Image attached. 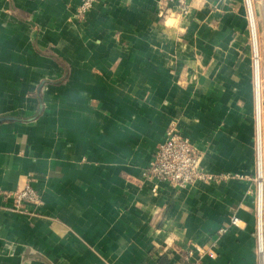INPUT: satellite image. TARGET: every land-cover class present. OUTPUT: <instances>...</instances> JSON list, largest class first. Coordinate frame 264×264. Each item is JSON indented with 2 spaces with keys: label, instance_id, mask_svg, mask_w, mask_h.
<instances>
[{
  "label": "crops",
  "instance_id": "1",
  "mask_svg": "<svg viewBox=\"0 0 264 264\" xmlns=\"http://www.w3.org/2000/svg\"><path fill=\"white\" fill-rule=\"evenodd\" d=\"M74 3L0 0V197L42 196L34 217L0 207V264H186L213 243L200 264H259L264 0ZM172 121L216 180L140 178Z\"/></svg>",
  "mask_w": 264,
  "mask_h": 264
},
{
  "label": "built area",
  "instance_id": "2",
  "mask_svg": "<svg viewBox=\"0 0 264 264\" xmlns=\"http://www.w3.org/2000/svg\"><path fill=\"white\" fill-rule=\"evenodd\" d=\"M99 1L101 0H79L76 7L74 3L73 6L77 17L86 18ZM193 1L196 0H160L163 4H175L178 13L184 16L190 14V4ZM183 130V127L175 121L167 125L163 140L155 147L147 168L140 174L142 180L152 179L154 181L153 192L160 187L183 189L195 182L209 183L216 180L213 175L201 168V154ZM255 148L257 169L260 171L259 177L262 179L264 177V174H261V171L264 170V135L260 128H258L256 134ZM227 176L222 175L221 178ZM31 181L29 180L23 187L15 191L3 192L0 197V207L8 213L26 214L34 217L29 212L33 209H40L42 196L33 187ZM238 225L239 219L235 215H229L225 224L218 230V234H226L230 229ZM217 247L216 243H213L206 248L188 250L184 254V260L194 259V262H186V264H200V260L204 257L214 256L218 249ZM258 256L259 264H264V243L262 242L258 248Z\"/></svg>",
  "mask_w": 264,
  "mask_h": 264
},
{
  "label": "rangeland",
  "instance_id": "3",
  "mask_svg": "<svg viewBox=\"0 0 264 264\" xmlns=\"http://www.w3.org/2000/svg\"><path fill=\"white\" fill-rule=\"evenodd\" d=\"M35 208H36V207H35ZM39 210H40V209H38L37 211L39 212ZM33 211H34V213H33ZM37 211L33 209V210H31L29 213H32L33 215H35V214H37Z\"/></svg>",
  "mask_w": 264,
  "mask_h": 264
}]
</instances>
